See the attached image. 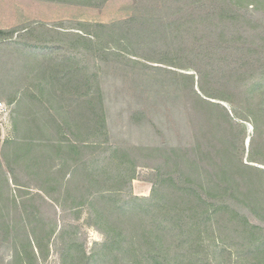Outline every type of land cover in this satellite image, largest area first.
I'll use <instances>...</instances> for the list:
<instances>
[{
  "label": "trees",
  "instance_id": "16d2710c",
  "mask_svg": "<svg viewBox=\"0 0 264 264\" xmlns=\"http://www.w3.org/2000/svg\"><path fill=\"white\" fill-rule=\"evenodd\" d=\"M37 1L102 9L110 0ZM126 8L108 23L0 28V80L50 61L33 97L56 88L67 109L27 135V121L12 117L17 161L0 158L7 264H41L51 247L59 264H264V0ZM114 93L145 141L128 145L111 123ZM142 167L148 196L134 192ZM19 169H31L40 193H28ZM46 206L49 217L33 213ZM84 226L104 237L90 250Z\"/></svg>",
  "mask_w": 264,
  "mask_h": 264
},
{
  "label": "rangeland",
  "instance_id": "374dc122",
  "mask_svg": "<svg viewBox=\"0 0 264 264\" xmlns=\"http://www.w3.org/2000/svg\"><path fill=\"white\" fill-rule=\"evenodd\" d=\"M129 2L130 0H110L102 9H98L95 7L77 6L73 4L42 3L37 0H0V28L8 29L23 24H30L32 22H40L51 26L65 20L84 22L96 21L108 23L114 20L125 18L126 11L130 13V10L126 8ZM45 63L50 68H40L42 65H44L43 61V63L41 62V64H39L38 68H36L35 70L28 69L31 74L27 72V69L18 70V73H27L24 75L22 74L23 77H17L15 75V79L12 78L14 80L8 78L7 81L0 80V103L5 104L8 108L7 116H0V158L1 151H3L4 154L6 152L9 159L12 161V164L17 161L15 160V158H13L14 147L11 145H7V143L9 140L15 139L17 135H19L14 129V124L18 119V116L20 117L22 122L23 120L27 121L26 123L28 127L30 126L27 130L22 132L24 135H27L29 134L28 131H35L33 130V128L35 127V122H37V124H41L45 116L48 117L49 115H53L55 112L58 113V115H64V112L67 110L60 108L62 104L58 102L59 93L56 88H54L55 90H48L46 95L41 97V102H37L33 97L34 95L39 96L38 91L35 87L36 80L39 77L43 76L44 73H46L48 70L52 69L51 67L53 65L56 67V64H53L50 61H46ZM38 71H42L44 73H39ZM104 82L105 81H103V83ZM108 82H110V79ZM117 85L119 86L120 84ZM120 87H123V84ZM125 87L138 88L136 85L133 84L131 86V84L129 83L125 84ZM16 92H19L16 100L11 101L13 95H15ZM21 98H23V100H20ZM125 102L126 101L122 96H115V93L113 94L112 99H107V103H110V105L114 106V110L112 111L111 123L114 122L113 124L117 126V129L123 131L124 134H122L124 138H122V140H124V142L126 140V142L129 143L128 145H134L145 141L147 136H144L143 131L134 129V127H130L129 115L131 111L129 112V106H126ZM136 102L137 100L135 99L132 103L135 104ZM12 117H14L15 119L14 124L12 122ZM1 160H4L3 156ZM139 171L142 173L141 180L134 181V192L139 196H148L151 194L152 184L142 180V177H144L143 172L147 171V169L142 167L139 169ZM18 172L19 182L31 184V188L27 189L28 193H40V191L38 190V186H41L39 185L41 184V182L38 180L33 181L32 178L36 177V175H33L31 169H26L24 172H21V169H19ZM51 209L52 208H48L46 206L41 209V212H36L33 210V213H35L36 216L49 217V214H52ZM61 216L62 214L59 210V218ZM32 219L34 220V216H32ZM59 221L62 222L61 219ZM47 222L48 220H45L42 224L48 225ZM80 224L83 223L81 222ZM79 230L80 232H82L83 240H85L86 246L89 250L92 249L96 242L103 241V235L94 228L84 226ZM1 243L2 242H0V244ZM2 245L3 244H1L0 248V256L5 254L3 264H7V249ZM41 264H59L58 254L55 252L53 247H51L49 256L46 261H42Z\"/></svg>",
  "mask_w": 264,
  "mask_h": 264
},
{
  "label": "built area",
  "instance_id": "2783aa9c",
  "mask_svg": "<svg viewBox=\"0 0 264 264\" xmlns=\"http://www.w3.org/2000/svg\"><path fill=\"white\" fill-rule=\"evenodd\" d=\"M8 114V108L5 104L3 103H0V116L3 115V116H7Z\"/></svg>",
  "mask_w": 264,
  "mask_h": 264
}]
</instances>
